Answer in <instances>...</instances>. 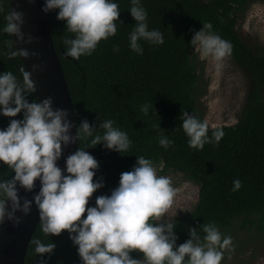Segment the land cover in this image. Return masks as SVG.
<instances>
[{
    "label": "clouds",
    "instance_id": "1",
    "mask_svg": "<svg viewBox=\"0 0 264 264\" xmlns=\"http://www.w3.org/2000/svg\"><path fill=\"white\" fill-rule=\"evenodd\" d=\"M36 2L16 0V7L4 16L2 32L15 38L3 41L7 49L4 55L9 60L39 58L36 51L17 47L37 42L36 37L23 31L25 13L20 10L21 3ZM41 11L56 12L66 32L73 34L62 37V43L67 46L65 55L74 59L91 55L101 41L117 34L118 23L123 25L120 5L115 0H43ZM129 12L135 21L128 37L132 51L143 53L141 40L164 43L160 30H149L148 13L140 0H131ZM211 29V23L203 24L190 44L200 59L222 62L231 55L233 46ZM113 51L118 52L119 46H114ZM45 70L46 64L34 63L30 71L21 66L20 77L12 71L0 73V116L9 121L7 127L0 128V165L12 173L0 179V225L5 221L20 225L35 206L42 233L50 237L67 233L80 264H222L225 251L234 252L235 248L232 237L223 234L214 221L198 228L187 227L189 238L177 245V217L191 213V208L180 200L181 189L173 177L162 174V160L137 156L132 169L120 174L118 186L107 194L95 195L105 183L102 176L96 179L100 164L88 149L103 145L121 154L131 148V140L127 132L114 126L112 119L98 126L87 119L76 124L67 109L54 107L52 96L31 99L37 91L33 74ZM150 108L153 105L146 103L141 111L147 116ZM179 119L191 148L202 150L210 143V130L216 141L224 135L207 119L188 112ZM155 127L161 129L159 124ZM81 141L95 147H80ZM172 143L161 135V147ZM73 145H78L76 150L65 155ZM62 158L63 168L59 165ZM233 184V191L242 187L239 179ZM21 190L32 194L31 199L22 196ZM30 243L40 257L39 264H48L44 258H51L56 243L35 237Z\"/></svg>",
    "mask_w": 264,
    "mask_h": 264
},
{
    "label": "trees",
    "instance_id": "2",
    "mask_svg": "<svg viewBox=\"0 0 264 264\" xmlns=\"http://www.w3.org/2000/svg\"><path fill=\"white\" fill-rule=\"evenodd\" d=\"M250 1L140 0L148 13L149 30H160L164 43L141 40L143 53L138 54L129 47V33L135 25L129 12L131 0H115L120 5L123 25L118 23L115 36L101 41L91 55L79 59L64 54L62 48L66 51L67 46L62 37L73 34L66 32L56 12L51 16L52 35L69 83L77 124L87 119L98 126L112 119L114 126L127 132L131 140V148L121 154L103 145L94 148L80 142V147L94 148L88 151L100 164L96 179L104 178L105 187L95 195L107 194L118 186L120 174L132 169L137 156L162 160L164 172L181 171L200 185L196 208L178 219L177 245L189 238V226L198 228L214 221L218 228L229 229L239 218L249 224H255L256 219L264 222V53L252 51L237 29L239 17ZM0 5L4 9L0 12V73L12 71L20 77L19 69L25 66L22 58L9 60L4 55L7 49L3 41L13 39L2 32L11 0H0ZM205 23H211V31L232 44L230 57L252 74V88L237 124L219 127L224 133L219 141L210 130L211 142L201 150L189 146L179 117L188 112L204 120L197 105L200 77L190 41ZM117 45L119 51H113ZM30 98L38 97L34 93ZM146 103L153 105L147 116L141 111ZM8 122V118L0 116V128L7 127ZM158 124L161 129L155 127ZM161 135L173 143L161 147ZM11 175L6 166L0 165V179ZM236 179L242 187L233 191ZM94 201L95 197L93 204ZM34 237L56 243L51 258H44L48 264H80L67 233L45 236L38 226ZM39 260L30 243L25 264H39Z\"/></svg>",
    "mask_w": 264,
    "mask_h": 264
},
{
    "label": "rangeland",
    "instance_id": "3",
    "mask_svg": "<svg viewBox=\"0 0 264 264\" xmlns=\"http://www.w3.org/2000/svg\"><path fill=\"white\" fill-rule=\"evenodd\" d=\"M237 29L252 51L264 53V0L250 1L246 12L239 17ZM192 55L196 56L200 77L197 105L204 120L215 128L237 124L252 88V74L230 56L222 62L202 60L194 48ZM162 174L173 177L176 187L181 189L180 200L194 211L200 198V185L181 171L168 170ZM188 214L180 213L177 220ZM219 230L232 237L235 248L234 252L225 251L222 264H264V222L256 219L255 224H249L239 218L229 229Z\"/></svg>",
    "mask_w": 264,
    "mask_h": 264
},
{
    "label": "water",
    "instance_id": "4",
    "mask_svg": "<svg viewBox=\"0 0 264 264\" xmlns=\"http://www.w3.org/2000/svg\"><path fill=\"white\" fill-rule=\"evenodd\" d=\"M12 7H16V0H11L10 9ZM42 7L43 0H37L35 4L31 5L20 4V10L25 13L23 31L36 37L37 42L32 45L18 44L17 47H26L29 51L39 53L38 59L24 60L22 58L27 70L30 71L31 65L34 63L46 64L45 71L34 73L32 77L37 82V97L42 100L52 96L54 107L67 109L70 113L69 118L77 124L69 83L52 35L51 16L53 12L45 14L41 11ZM62 50L65 54L64 48ZM74 132L75 129H73ZM77 147L78 145H73L65 151V155L70 151L74 152ZM59 165L61 168L64 167L63 158L59 161ZM38 187L37 184V190ZM21 195H27L29 199L32 196V194L24 193L23 190H21ZM38 226L39 216L35 206H33L30 215L22 218L20 225L17 226L8 221L0 225V264H25L30 241Z\"/></svg>",
    "mask_w": 264,
    "mask_h": 264
}]
</instances>
